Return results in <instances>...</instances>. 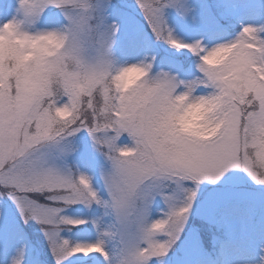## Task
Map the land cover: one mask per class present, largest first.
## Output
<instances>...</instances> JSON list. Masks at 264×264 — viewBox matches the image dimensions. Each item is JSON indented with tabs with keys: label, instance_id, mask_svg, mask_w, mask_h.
<instances>
[{
	"label": "snow or ice",
	"instance_id": "obj_1",
	"mask_svg": "<svg viewBox=\"0 0 264 264\" xmlns=\"http://www.w3.org/2000/svg\"><path fill=\"white\" fill-rule=\"evenodd\" d=\"M197 12L0 0V264H24L31 224L47 244L36 264H167L202 183L238 170L264 186V26L179 38L171 17L198 27ZM189 245L206 251L199 231Z\"/></svg>",
	"mask_w": 264,
	"mask_h": 264
},
{
	"label": "rangeland",
	"instance_id": "obj_2",
	"mask_svg": "<svg viewBox=\"0 0 264 264\" xmlns=\"http://www.w3.org/2000/svg\"><path fill=\"white\" fill-rule=\"evenodd\" d=\"M240 1V0H239ZM264 7V0H244V4L239 7V12L242 14H251L256 13L258 8ZM207 10V9H206ZM130 14L135 15L133 10H130ZM136 16V15H135ZM139 19L138 16H136ZM175 17V16H174ZM177 21V27H175V32L179 35H189L192 33V27L190 23H186L185 21L179 20L175 17ZM247 23V22H246ZM212 22L210 18L206 23V33L210 32V28L212 26ZM248 24L255 25L252 22H248ZM133 57L130 56L129 60L132 61ZM98 157L96 160L98 161ZM208 187H211L205 194L202 196L201 207H199L198 212L201 215V220L204 224H211L213 221L212 217H214L219 210V208L226 206L229 202H234L236 205L239 203H248L250 209L258 208V210L262 209V212L259 214V219L264 220V186H260L255 184L245 173L240 172L238 170H232L225 174V176L216 184H210L208 182L202 183L197 190V197H201L203 191H205ZM195 204V202H194ZM193 204V205H194ZM165 205L161 199H157L154 204V213L156 214L160 211V213L165 209ZM159 210V211H158ZM191 212H193L191 210ZM252 214H254L252 212ZM158 217V216H157ZM36 225L34 224V227ZM33 224L31 227L28 226L29 235H33L34 230ZM250 231V229H247ZM246 231V232H247ZM192 228H189L188 225L185 229L184 235H187L186 238L182 240V243L177 246L176 252L169 257L167 264H206L207 260L204 257L201 250H199L196 246H190L189 240L196 233ZM94 237V236H93ZM247 238V236H244ZM244 237V245L249 247V241L245 240ZM95 238V237H94ZM30 249H34L36 247V243L33 239L29 242ZM182 253L179 254L177 249H181ZM29 249V250H30ZM254 255L251 258H235L234 264H259L261 261V253L255 250ZM179 254V255H178ZM24 264H35V261L29 257V252L24 255Z\"/></svg>",
	"mask_w": 264,
	"mask_h": 264
},
{
	"label": "trees",
	"instance_id": "obj_3",
	"mask_svg": "<svg viewBox=\"0 0 264 264\" xmlns=\"http://www.w3.org/2000/svg\"><path fill=\"white\" fill-rule=\"evenodd\" d=\"M193 3L197 5V17L198 20L200 21V24L198 27H193L196 32L188 39V36L185 35H179L175 32V34L181 38V39H186L188 41H191L194 38H205L209 37L211 33H206L205 31H201V28L206 27V23L208 21V13L206 12L205 9V2L204 0H193ZM224 4L226 7H230L229 11L234 14L236 11H238L239 7H241L244 4V0L241 1H236V0H229L225 1ZM250 16V17H249ZM173 18V16L171 17ZM241 21H250L254 22L255 26H264V12L261 11L260 13H251V14H244L240 17ZM172 21V22H171ZM230 25L229 22L225 23ZM170 26L176 27L175 21L170 20ZM231 25H230V30H231ZM229 30V36L226 38H232L234 37L235 34L238 32H233ZM202 34V35H201ZM202 36V37H201ZM165 69L167 65L163 66ZM245 207H233V206H228L226 209H224L221 213V217L219 218L218 221H221V223L216 224L217 227H211V230H215V234L212 236H208L210 231H208L207 224L204 223H195L193 226H196L197 231L201 232L204 236V248L206 247V253L212 259L214 262H216L215 259V246L220 245L226 255V259L224 264H230L229 262L232 261L233 254H238L241 255L242 258H249L252 256V250H247L243 244L244 242L242 241L241 238H239L240 233H242V228H246V225H251L253 228L252 236L254 237L252 245L257 246L261 251L262 255L264 258V240L262 239L261 236H258V233L260 231H264V223H259L255 217L247 216L246 210L244 209ZM248 218H247V217ZM259 217V215H258ZM157 218L156 215L153 214V219ZM31 227V226H30ZM34 227V224H33ZM235 227V228H234ZM220 228V229H219ZM33 235H29L28 228L26 229V226L22 228V231L26 234V237L29 239V242L31 239L35 241L37 244L32 251H29L30 258L36 261V257L38 253L43 252V255L47 256V244L46 241L44 240L42 234L40 233L39 229L37 226L34 227ZM80 232V231H79ZM78 230H72V235L68 238V236L63 233V236L69 240H72V242L76 241L77 242H88L92 238L86 237L85 235L82 234V231L79 233ZM238 238L237 241H234L233 239ZM29 245L24 246V255L27 254ZM50 264V260H49Z\"/></svg>",
	"mask_w": 264,
	"mask_h": 264
},
{
	"label": "clouds",
	"instance_id": "obj_4",
	"mask_svg": "<svg viewBox=\"0 0 264 264\" xmlns=\"http://www.w3.org/2000/svg\"><path fill=\"white\" fill-rule=\"evenodd\" d=\"M137 75H139V74H138V73H128V74L126 75V77H125L126 82L135 79V77H136ZM189 123H190L189 121H185L184 127H185L186 130H187L188 127H189Z\"/></svg>",
	"mask_w": 264,
	"mask_h": 264
}]
</instances>
